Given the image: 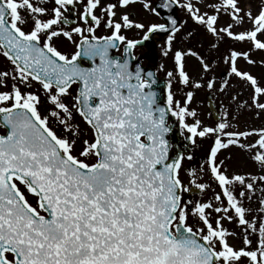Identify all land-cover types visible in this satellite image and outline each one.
I'll return each instance as SVG.
<instances>
[{
    "label": "snow or ice",
    "instance_id": "6c2138e0",
    "mask_svg": "<svg viewBox=\"0 0 264 264\" xmlns=\"http://www.w3.org/2000/svg\"><path fill=\"white\" fill-rule=\"evenodd\" d=\"M0 264H264V0H0Z\"/></svg>",
    "mask_w": 264,
    "mask_h": 264
},
{
    "label": "rangeland",
    "instance_id": "374dc122",
    "mask_svg": "<svg viewBox=\"0 0 264 264\" xmlns=\"http://www.w3.org/2000/svg\"><path fill=\"white\" fill-rule=\"evenodd\" d=\"M203 94H201V98H202Z\"/></svg>",
    "mask_w": 264,
    "mask_h": 264
}]
</instances>
